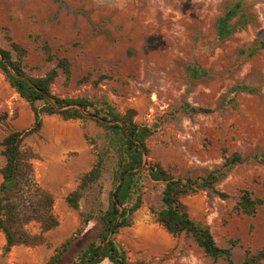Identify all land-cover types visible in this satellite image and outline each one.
Wrapping results in <instances>:
<instances>
[{
	"label": "rangeland",
	"instance_id": "rangeland-1",
	"mask_svg": "<svg viewBox=\"0 0 264 264\" xmlns=\"http://www.w3.org/2000/svg\"><path fill=\"white\" fill-rule=\"evenodd\" d=\"M236 1L242 3L239 21L244 27L218 40L216 19ZM6 37L26 50L24 72L30 77H43L58 58L68 60L70 79L65 81L57 70L51 95L84 98L98 106L107 102L119 113L133 110V121L152 131L145 163L158 164L175 178L198 179L224 170L225 159L239 155L242 161L212 190L199 189L181 202L193 221L208 228L218 247L230 249L235 264L242 263L245 251L264 252V0H0V50H9ZM44 44L52 61L45 59ZM251 49L257 50L248 56ZM194 64L206 71L205 77H189L185 67ZM241 85L256 93H238L229 101L232 89ZM184 104L211 112L185 111ZM29 113L30 106L0 71V140L11 131L27 130ZM43 128L51 134L61 130L79 135L90 165L95 152L107 150L106 132L91 120L42 116ZM39 133L24 138L23 147L35 152ZM75 155L69 153L68 159ZM115 161L109 151L101 178L84 191L77 210L64 199L83 173L60 196L52 194L58 226L46 233L44 244L4 253L0 233V264H46L80 227L81 215L89 214L93 218L60 262L71 264L100 232L97 216L113 190ZM3 163L0 155V168ZM138 186L141 205L131 225L110 238L130 264H226L205 257L189 236L172 237L156 222L162 184L143 171ZM242 191L263 200L253 216L235 210ZM100 264L110 263L105 259Z\"/></svg>",
	"mask_w": 264,
	"mask_h": 264
},
{
	"label": "trees",
	"instance_id": "trees-1",
	"mask_svg": "<svg viewBox=\"0 0 264 264\" xmlns=\"http://www.w3.org/2000/svg\"><path fill=\"white\" fill-rule=\"evenodd\" d=\"M241 12L242 3L236 1L216 19L215 30L218 40H223L244 27V22L239 21L243 16ZM5 39L9 50H0V71L10 88L30 106L33 122L27 130L11 131L0 140V155L4 158L0 168V233L4 239V253H9L14 247L32 248L44 244L46 233L58 226L53 211V195L42 188L34 176L33 161L38 157L32 149L22 145L24 138L39 133L42 116L58 115L63 121L91 120L107 134V150L95 152V160L90 170L81 175L77 187L64 199L70 209L77 210L84 191L99 181L109 151L114 154L116 160L112 174L113 190L107 195L105 210L97 216L100 232L71 264H100L105 259L110 264H130L124 251L118 248L112 239L106 244L102 256L95 261L92 259L101 252L115 220L113 236L120 229L131 225L132 215L141 205L138 182L143 171L147 172L150 180L163 186L160 197L161 208L155 213V219L164 231L172 237L189 236L201 249L203 255L211 260H223L226 264H235L230 249L218 247L208 228L190 218L181 200L202 188L212 190L234 165L242 161L239 155L232 154L226 158L223 164L224 170L210 172L202 178H175L158 164L144 162V156L147 155L146 140L151 136L152 131L147 126H140L133 121V110L119 113L107 102H102L98 106L84 98L61 99L51 95L50 86L58 76L57 70L61 71L65 81L70 79L71 69L68 60L56 59L55 68L49 70L43 77L33 78L24 72L26 50L10 37ZM260 48H264V42L260 44ZM256 50L251 49L248 56L253 55ZM42 51L46 61L53 60L54 57L46 44L42 46ZM185 68L193 80L206 76V71L197 64L186 65ZM232 93L233 97L229 101H233L238 93L254 94L256 90L241 85L235 86ZM36 103H41V106L36 107ZM78 107L93 118L83 115ZM183 109L200 114L211 112L209 109L194 108L189 104H184ZM217 196L221 199L227 198L224 193H217ZM261 205H263L262 199L253 198L249 192L242 191L235 210L246 216H253ZM92 218L89 214L81 215L80 227L55 249L46 264H60L64 256L70 255L74 241ZM29 226L35 227V231H30ZM263 257V251L253 255L245 251L241 264H260Z\"/></svg>",
	"mask_w": 264,
	"mask_h": 264
},
{
	"label": "crops",
	"instance_id": "crops-1",
	"mask_svg": "<svg viewBox=\"0 0 264 264\" xmlns=\"http://www.w3.org/2000/svg\"><path fill=\"white\" fill-rule=\"evenodd\" d=\"M30 112L33 122L31 109ZM49 131L43 128L35 136L39 144L34 145L38 157L33 161L34 176L42 188L60 196L65 186L73 182L75 175L88 172L92 165L79 135L70 131L59 130L53 134ZM69 153H75V158L68 159Z\"/></svg>",
	"mask_w": 264,
	"mask_h": 264
},
{
	"label": "water",
	"instance_id": "water-1",
	"mask_svg": "<svg viewBox=\"0 0 264 264\" xmlns=\"http://www.w3.org/2000/svg\"><path fill=\"white\" fill-rule=\"evenodd\" d=\"M9 70L11 71V68H9ZM78 110H79L83 115H85V116H87V117H92V118H93V116L88 115L87 113L83 112L82 109H81L80 107H78ZM107 123H108V124H113L114 122H107ZM130 171H132V170H130ZM115 223H116V220L114 221V223L112 224V226H111V228H110V230H109V233H108V236H107V238H106V241H105V242L103 243V245H102V250H101V252H100L95 258H93L92 261L98 260V259L102 256V254H103V252H104V249H105V247H106V244L109 242V240H110V238H111V236H112V233H113V229H114V225H115Z\"/></svg>",
	"mask_w": 264,
	"mask_h": 264
}]
</instances>
